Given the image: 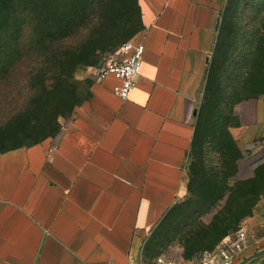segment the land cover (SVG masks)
I'll return each mask as SVG.
<instances>
[{
  "label": "crops",
  "instance_id": "0c3cea01",
  "mask_svg": "<svg viewBox=\"0 0 264 264\" xmlns=\"http://www.w3.org/2000/svg\"><path fill=\"white\" fill-rule=\"evenodd\" d=\"M223 1L100 0L87 30L139 28L141 74L125 99L97 77L55 139L0 149V264H154L143 241L186 191Z\"/></svg>",
  "mask_w": 264,
  "mask_h": 264
},
{
  "label": "rangeland",
  "instance_id": "374dc122",
  "mask_svg": "<svg viewBox=\"0 0 264 264\" xmlns=\"http://www.w3.org/2000/svg\"><path fill=\"white\" fill-rule=\"evenodd\" d=\"M61 1L41 3L51 25L44 28L23 8L27 0H8V25L0 23V66L8 64L0 74V149L55 139L90 95L98 67L114 49L107 46L139 29L71 31L61 22L69 18ZM222 6L221 50L196 115L186 191L144 239L151 260L162 253L194 259L244 221L255 243L239 262L264 249V0ZM246 264H264V255Z\"/></svg>",
  "mask_w": 264,
  "mask_h": 264
},
{
  "label": "built area",
  "instance_id": "2783aa9c",
  "mask_svg": "<svg viewBox=\"0 0 264 264\" xmlns=\"http://www.w3.org/2000/svg\"><path fill=\"white\" fill-rule=\"evenodd\" d=\"M144 50V42L137 38L124 41L105 57L98 67L97 77L114 74L120 80L115 92L123 99L127 98L141 74ZM251 230L252 227L244 221L235 232L225 236L211 249L201 251L194 259L162 253L157 255L154 264H237L255 243Z\"/></svg>",
  "mask_w": 264,
  "mask_h": 264
},
{
  "label": "trees",
  "instance_id": "16d2710c",
  "mask_svg": "<svg viewBox=\"0 0 264 264\" xmlns=\"http://www.w3.org/2000/svg\"><path fill=\"white\" fill-rule=\"evenodd\" d=\"M46 2H49V0H27V3L25 5H23V8L28 10V12H31L33 18L35 17L38 19V17H39L40 18L39 24H44V28H45V26H48L50 28L51 25H50V23H48L49 20L42 18L41 14H40L42 12L39 11L40 9L43 10L41 8V3H43V5H45ZM61 2H66L67 5H66L65 12L66 13L68 12V14H69V18L68 19H61V22H65V23L67 22L68 26H69L68 29H70L71 31H73V30H87L88 22H92V21L97 20V18H94V17L97 14V10L100 7V5H99L100 0H62ZM45 8L47 10H51L52 14H53V12L54 13L56 12V9H54L49 4L46 5ZM38 13H39V15H38ZM43 13H45V12H43ZM42 20H43V22H41ZM98 20L101 21V17L98 18ZM2 21H5V23H4V25H2L3 27L0 25V28L2 27L1 29L6 28V26L8 25V0L3 1L2 4H0V23ZM53 21H55V20H53ZM53 21H51V22H53ZM65 23H62L63 25L61 26V29L64 27ZM54 24H56V22H54ZM97 29H99V28L97 27ZM218 34H219L218 41H217L216 46H215L214 51H213L212 60L214 59L216 52L218 50L219 51L221 50L219 48V41L223 37H222V34L220 32V27L218 30ZM121 44H119V45H121ZM119 45H117L115 48H117ZM6 61L3 63L2 66H0V74L2 73V71L5 73H8V64L6 63ZM1 81H5V78L1 79ZM214 246H211V248ZM211 248H209V249H211Z\"/></svg>",
  "mask_w": 264,
  "mask_h": 264
},
{
  "label": "water",
  "instance_id": "95a60500",
  "mask_svg": "<svg viewBox=\"0 0 264 264\" xmlns=\"http://www.w3.org/2000/svg\"><path fill=\"white\" fill-rule=\"evenodd\" d=\"M263 255H264V249L258 250L256 252L252 253L251 255L247 256L243 260H241L238 264H246L248 261H250L256 257L263 256Z\"/></svg>",
  "mask_w": 264,
  "mask_h": 264
}]
</instances>
